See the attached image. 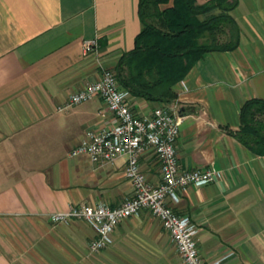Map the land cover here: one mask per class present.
<instances>
[{
	"label": "crops",
	"instance_id": "crops-1",
	"mask_svg": "<svg viewBox=\"0 0 264 264\" xmlns=\"http://www.w3.org/2000/svg\"><path fill=\"white\" fill-rule=\"evenodd\" d=\"M138 1L0 0V264H183L147 209L118 222L100 251H90L96 234L85 221L49 219L76 204L114 208L133 193L123 157L100 164L70 156L87 129L112 120L104 102L65 105L134 47ZM231 15L237 47L205 53L174 85L176 98L168 103L181 117L180 167L211 168L219 176L167 202L198 226L205 262L264 264V155L228 132L238 130L243 102L264 99V0H237ZM92 38L97 47L84 54L82 43ZM130 101L139 115L159 105ZM139 162L157 185L154 153L144 152Z\"/></svg>",
	"mask_w": 264,
	"mask_h": 264
},
{
	"label": "built area",
	"instance_id": "built-area-1",
	"mask_svg": "<svg viewBox=\"0 0 264 264\" xmlns=\"http://www.w3.org/2000/svg\"><path fill=\"white\" fill-rule=\"evenodd\" d=\"M95 38L84 40V54L95 51ZM99 97L112 120L100 128H90L70 151V156L85 155L92 163H110L119 157L125 160L124 174L131 182L133 193L117 207L110 208L102 202L76 204L67 211L49 214L52 222H68L73 218L88 223L96 237L89 243L90 251L108 247L115 225L123 219L147 209L159 220L169 234L172 244L183 264H218L205 262L198 252L195 236L198 226L188 215L175 213L168 199L178 202L180 192L188 186H201L214 182L219 172L211 168L187 170L178 164L176 139L181 117L174 106L159 104L148 115H139L130 94L119 86L111 69H104L100 78L87 83L68 97L65 107ZM151 150L160 166L161 181L152 185L147 181L139 162L140 156Z\"/></svg>",
	"mask_w": 264,
	"mask_h": 264
},
{
	"label": "trees",
	"instance_id": "trees-1",
	"mask_svg": "<svg viewBox=\"0 0 264 264\" xmlns=\"http://www.w3.org/2000/svg\"><path fill=\"white\" fill-rule=\"evenodd\" d=\"M237 0H139L140 31L134 47L111 69L130 96L168 104L176 98L174 85L207 52L232 50L239 27L231 15ZM226 36V38H223ZM239 128L228 131L257 155H264V99L243 102Z\"/></svg>",
	"mask_w": 264,
	"mask_h": 264
}]
</instances>
